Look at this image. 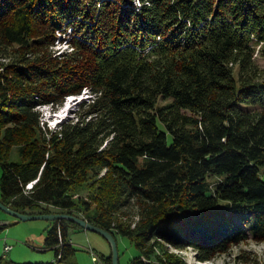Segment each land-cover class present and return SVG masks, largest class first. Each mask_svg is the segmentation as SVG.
<instances>
[{
	"label": "trees",
	"instance_id": "trees-1",
	"mask_svg": "<svg viewBox=\"0 0 264 264\" xmlns=\"http://www.w3.org/2000/svg\"><path fill=\"white\" fill-rule=\"evenodd\" d=\"M259 42L264 58V0H0V201L127 236L131 264H184L161 242L209 258L264 240ZM83 89L42 128L38 106ZM50 221L52 261L4 264H69L83 227Z\"/></svg>",
	"mask_w": 264,
	"mask_h": 264
},
{
	"label": "rangeland",
	"instance_id": "rangeland-1",
	"mask_svg": "<svg viewBox=\"0 0 264 264\" xmlns=\"http://www.w3.org/2000/svg\"><path fill=\"white\" fill-rule=\"evenodd\" d=\"M138 5V3H136ZM68 28L64 33H56L52 50L59 53L70 50L64 40L68 38ZM262 42L256 44L255 60L264 69V58L258 54ZM263 44V43H262ZM91 94L83 89L81 94L66 96L59 105H40L38 111L42 128L54 129L68 119H75V113L82 111L81 102L88 101ZM18 146L13 145L8 154V161L19 160ZM1 175V166H0ZM32 182V181H31ZM28 185V184H27ZM31 187V184L28 188ZM83 193H87L84 189ZM74 196H77L75 194ZM7 222V227L0 231V263L13 262H47L53 258V249L44 244L46 230L51 221L43 218L19 219L0 209V222ZM248 238L230 244L226 250L215 252L209 258L203 256V251L193 246L177 248L167 242H161L166 250L177 256L184 264H264V240H256L247 232ZM3 238L11 248L3 253ZM69 239L75 247L74 254L68 259L69 264H104L103 258L111 254L109 241L101 234L84 228L69 231ZM118 264H131V259L139 255L134 243L120 233L115 235ZM3 254V255H2ZM2 255V256H1ZM51 257L49 258V256Z\"/></svg>",
	"mask_w": 264,
	"mask_h": 264
},
{
	"label": "water",
	"instance_id": "water-1",
	"mask_svg": "<svg viewBox=\"0 0 264 264\" xmlns=\"http://www.w3.org/2000/svg\"><path fill=\"white\" fill-rule=\"evenodd\" d=\"M0 209L4 210L5 212L19 218V219H33V218H43L47 220H55V219H61V218H66L69 220H72L76 222L78 225L83 227L84 229H89L92 231H95L99 234H101L104 238H106L110 245H111V261L112 264H118V253H117V247H116V241L114 236L107 230L100 228L87 220L80 218L75 215H71L68 213H61V212H54V213H35V214H29V213H23L16 211L9 206L3 204L0 201Z\"/></svg>",
	"mask_w": 264,
	"mask_h": 264
},
{
	"label": "built area",
	"instance_id": "built-area-1",
	"mask_svg": "<svg viewBox=\"0 0 264 264\" xmlns=\"http://www.w3.org/2000/svg\"><path fill=\"white\" fill-rule=\"evenodd\" d=\"M33 182H34V181L29 182L28 185H27V188L29 187L30 184H31V186H32ZM10 248H11V245H8L7 243H5L4 246H3V251L6 252V251H8Z\"/></svg>",
	"mask_w": 264,
	"mask_h": 264
},
{
	"label": "crops",
	"instance_id": "crops-1",
	"mask_svg": "<svg viewBox=\"0 0 264 264\" xmlns=\"http://www.w3.org/2000/svg\"><path fill=\"white\" fill-rule=\"evenodd\" d=\"M5 239H6V238H3L4 244L6 243V242H5ZM70 242H71V240H70ZM71 243H72V242H71ZM4 244H3V246H4ZM2 250H3V247H2ZM6 252H7V251H6ZM3 253H4V251H3ZM2 255H3V254H2ZM2 255H1V256H2ZM50 257H51V255L49 256V258H50ZM53 259H54V252H53V258H51L50 261H52Z\"/></svg>",
	"mask_w": 264,
	"mask_h": 264
}]
</instances>
